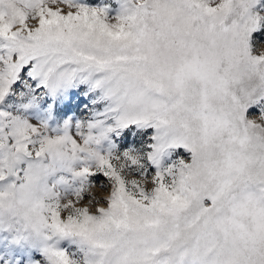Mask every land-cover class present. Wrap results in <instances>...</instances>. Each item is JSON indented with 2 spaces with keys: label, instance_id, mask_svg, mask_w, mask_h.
I'll list each match as a JSON object with an SVG mask.
<instances>
[{
  "label": "snow or ice",
  "instance_id": "6c2138e0",
  "mask_svg": "<svg viewBox=\"0 0 264 264\" xmlns=\"http://www.w3.org/2000/svg\"><path fill=\"white\" fill-rule=\"evenodd\" d=\"M0 264H264V0H0Z\"/></svg>",
  "mask_w": 264,
  "mask_h": 264
},
{
  "label": "rangeland",
  "instance_id": "374dc122",
  "mask_svg": "<svg viewBox=\"0 0 264 264\" xmlns=\"http://www.w3.org/2000/svg\"><path fill=\"white\" fill-rule=\"evenodd\" d=\"M77 103H78V98H75V99H73V101H72V103H71V105L69 107L75 108Z\"/></svg>",
  "mask_w": 264,
  "mask_h": 264
}]
</instances>
